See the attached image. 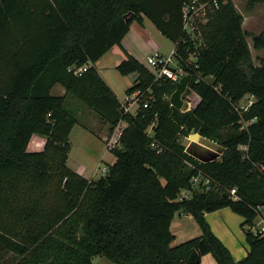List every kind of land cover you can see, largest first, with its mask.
Masks as SVG:
<instances>
[{
  "label": "trees",
  "instance_id": "1",
  "mask_svg": "<svg viewBox=\"0 0 264 264\" xmlns=\"http://www.w3.org/2000/svg\"><path fill=\"white\" fill-rule=\"evenodd\" d=\"M191 1L0 0V264H92L96 257L185 264L192 252L217 264H264V232L255 231L264 213V58L255 66L247 42L264 51V32L249 34L233 1L217 0L206 23L188 33L183 8ZM144 19L173 43L191 77L186 94L197 102L189 112L170 105L175 83L155 81L126 54L116 68L134 77L125 94L140 92L148 105L123 115L96 69ZM55 86L65 94L51 95ZM71 100L108 125L109 135L125 124L111 151L115 162L97 179L67 166ZM193 134L221 147V160L188 154L182 140ZM34 135L46 139L41 152L28 150ZM183 191L191 197L179 200ZM225 208L243 219L248 252L238 262L204 218ZM177 213L191 216L201 234L172 247Z\"/></svg>",
  "mask_w": 264,
  "mask_h": 264
},
{
  "label": "rangeland",
  "instance_id": "2",
  "mask_svg": "<svg viewBox=\"0 0 264 264\" xmlns=\"http://www.w3.org/2000/svg\"><path fill=\"white\" fill-rule=\"evenodd\" d=\"M234 5L236 9L246 18V23L244 26L245 31L251 35H257L261 32H264V0H234ZM145 20L146 30L144 31V39L146 40V37L152 39L159 47V54L169 57L174 48L173 43L162 37L156 28L150 24L147 19ZM133 27L136 28V26ZM247 42L250 48L252 61L255 66H258L259 60L264 58V51H256L253 49L251 37L247 38ZM132 45L133 48H138L134 43ZM137 52L138 55L144 58L145 62L147 57L155 54H146L145 52H141L139 48ZM172 65H175L174 59H172ZM126 81L127 80L124 79V82ZM62 90L63 89L60 86H55L51 91V95L62 96ZM181 98L184 102L183 105L190 103V106L193 107V105H195L197 102L196 97L189 93L186 94V91L182 94ZM70 102L73 105L71 104L72 108L69 110L71 111L72 116L75 118L76 123L69 135L71 149L69 152L70 158L68 164L78 175L85 177L88 180L97 179L107 172L108 166L115 162V157L111 151L116 146L114 143L109 144L110 141L107 140L111 136L108 133V125L102 122L97 115H95L83 104L76 100H71ZM242 105L244 104L242 103ZM121 129L123 130V126ZM148 133H150V130ZM35 137L41 138L43 145L41 147L35 148L30 144L28 150L31 152H41L44 150L46 139L37 135ZM211 144L212 143L209 141L202 139L197 145H193L191 147L189 153L195 149V152L203 154L204 158H208L211 156V152L208 151L209 146H213ZM194 186L196 188L197 183H195ZM191 195L192 194H188V198H190ZM92 264L113 263L102 257H96L92 260Z\"/></svg>",
  "mask_w": 264,
  "mask_h": 264
},
{
  "label": "crops",
  "instance_id": "3",
  "mask_svg": "<svg viewBox=\"0 0 264 264\" xmlns=\"http://www.w3.org/2000/svg\"><path fill=\"white\" fill-rule=\"evenodd\" d=\"M234 3V0H232ZM243 16V15H242ZM243 29L246 23V18L243 16ZM144 19L142 24L134 23L131 25L128 34L125 36L121 43V47H113L107 54H105L96 64V69L104 80V82L109 86L114 95L117 97L118 101L125 95L126 90H128L133 85V76L123 77L121 76L116 68L117 66L126 59V54L132 56L141 64L145 65L144 58L138 55V48L141 52L148 53H159V47L150 38L146 37L144 39L145 29ZM151 24V23H150ZM133 26H136L134 28ZM245 30V29H244ZM159 33V32H158ZM160 34V33H159ZM135 44L138 48L134 47ZM124 79L127 80L124 82ZM62 96L65 94L64 90L61 91ZM125 128V124L122 123L121 127ZM112 135V134H111ZM34 135L31 138L29 145H33L35 148L41 147L43 141L41 138H37ZM111 137V136H110ZM104 140V139H103ZM202 140L199 138L197 142H191L186 148L188 154L193 156L199 161H211L217 159L222 154V148L211 144L208 151L211 152V156L204 158L203 154L195 152V149L189 153V150L193 145H197L198 142ZM211 143V142H210ZM29 147V146H28ZM70 156L68 155L67 166L73 170L68 164ZM74 171V170H73ZM85 178V177H84ZM93 178V177H92ZM205 221L209 225L212 233L221 241V243L229 250L233 260L238 262L244 259L248 252V246L245 241V235L242 230L243 219L242 217L234 214L230 209L225 208L213 213L205 214ZM256 222L255 231H261L264 227V213ZM171 233L174 236V241L171 244L172 247L179 246L185 242L195 239L200 236L201 232L194 221V219L189 215L177 213L171 223ZM199 264H217L216 261L210 255H205L200 258Z\"/></svg>",
  "mask_w": 264,
  "mask_h": 264
},
{
  "label": "built area",
  "instance_id": "4",
  "mask_svg": "<svg viewBox=\"0 0 264 264\" xmlns=\"http://www.w3.org/2000/svg\"><path fill=\"white\" fill-rule=\"evenodd\" d=\"M210 8V11L212 12L213 9L218 8V2L217 0H212L208 3H201L199 0H192L191 3L186 4L183 8V22H184V29L188 33H194L197 32V24L199 23H206L207 21V11ZM172 59L175 61V65H172ZM145 66L148 68V70L152 73V75L155 78V81H159L161 79L170 80L173 83L177 84L180 79H182L184 76L187 75L185 70L178 65V62L176 60L175 56V49L173 48V51L169 57H165L159 53H155L149 57H147ZM86 67L82 69L75 70V74L80 75L82 72L86 71ZM188 88V85H187ZM187 90V89H186ZM144 95L140 92H135L132 95H124L120 100V110L123 115H135L138 108L142 104V107L144 109L147 108L148 102H143ZM252 98H250L244 105L241 106V108H244L245 110L252 104ZM184 104V102H183ZM196 104V103H195ZM190 106V103L183 105V108L179 111L186 113L191 111L194 108ZM123 122H120L118 126L113 131L111 137L107 140L110 141L109 144L114 143V145H117V142L119 140V137L121 136L122 129L121 125ZM112 145L113 147H115ZM112 148V147H111ZM193 185L197 183H200V180L197 178H194L192 180ZM204 186H208L209 181L202 182ZM195 187V186H194ZM196 187V188H197ZM210 187L207 188L209 190ZM230 196L234 199L236 195V191L232 189L230 192ZM188 194H191L190 191H183L179 197V200L181 198L188 199ZM260 232H264V227Z\"/></svg>",
  "mask_w": 264,
  "mask_h": 264
},
{
  "label": "water",
  "instance_id": "5",
  "mask_svg": "<svg viewBox=\"0 0 264 264\" xmlns=\"http://www.w3.org/2000/svg\"><path fill=\"white\" fill-rule=\"evenodd\" d=\"M191 77L189 75L184 76L180 81L175 85V90L170 97V105L176 109L181 110L183 108V100L181 98L182 94L185 93L187 85L189 84ZM200 138L198 134L190 135L188 138L182 140V146L187 148L191 141H197ZM220 161V157L217 158ZM199 256L196 252H192L188 257L185 264H199Z\"/></svg>",
  "mask_w": 264,
  "mask_h": 264
}]
</instances>
